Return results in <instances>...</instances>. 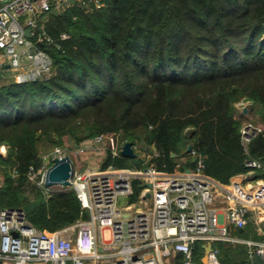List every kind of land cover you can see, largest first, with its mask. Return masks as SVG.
<instances>
[{
	"label": "trees",
	"instance_id": "16d2710c",
	"mask_svg": "<svg viewBox=\"0 0 264 264\" xmlns=\"http://www.w3.org/2000/svg\"><path fill=\"white\" fill-rule=\"evenodd\" d=\"M43 23L54 39L43 45L53 73L7 82L0 69V147L7 150L0 153V209H24L47 232L89 217L73 188L47 194L33 181L44 166L42 135L115 132L121 145L144 139L158 170L173 172L183 156L182 168H195L202 158L204 172L223 183L246 172L247 159L264 164V131L246 150L236 116L242 100L264 109V0H105L100 7L75 1ZM108 165L147 166L111 150ZM133 186L136 199L143 181ZM215 246L228 264L231 248ZM204 252L197 242L195 262Z\"/></svg>",
	"mask_w": 264,
	"mask_h": 264
},
{
	"label": "built area",
	"instance_id": "2783aa9c",
	"mask_svg": "<svg viewBox=\"0 0 264 264\" xmlns=\"http://www.w3.org/2000/svg\"><path fill=\"white\" fill-rule=\"evenodd\" d=\"M75 1L86 7H100L105 2ZM72 3L0 0V69L4 75L12 71L19 82H26L53 73V59L43 45L54 39L47 33L43 18ZM66 38L68 34L62 33L61 39ZM240 131L248 150L264 129L246 122ZM104 138L102 134L90 140L81 152ZM110 140L114 142L113 137ZM121 148L113 146L110 150L119 155ZM47 166L39 171L43 179L40 185L46 183ZM246 167L247 180L229 184L206 174L202 158L195 168L178 165L173 172L160 171L151 161L135 169L108 165L82 171L75 167L69 187L76 191L89 217L47 232L31 223L24 209H0V264H201L194 260L197 242L203 244L204 251L205 245L213 244L205 264H220V249L215 243L221 240L247 243L251 256L258 253L264 264V241L236 239L231 234V228L246 227L253 210L257 209L258 218L264 219L260 214L264 208V177H257L264 164L250 158ZM135 179H141L143 187L132 199ZM2 186L0 180V189ZM148 191L151 200L145 197ZM219 195H223L222 201ZM103 232H108V237L102 236ZM179 255L182 261L177 260Z\"/></svg>",
	"mask_w": 264,
	"mask_h": 264
},
{
	"label": "rangeland",
	"instance_id": "374dc122",
	"mask_svg": "<svg viewBox=\"0 0 264 264\" xmlns=\"http://www.w3.org/2000/svg\"><path fill=\"white\" fill-rule=\"evenodd\" d=\"M8 80L13 79H5V81L7 82ZM14 81H18V79L15 78ZM236 108V116L240 120L242 125L246 122H252L255 125H258L262 127V129H264V109L262 107L258 106L257 104H254L251 101L242 100L237 103ZM103 134L106 135V138H104V143L101 145V148L103 147L104 149L102 148V153L100 154L85 153L84 155L86 156H84L79 153L81 152V148L84 147L90 140H93L96 137L102 135L98 134L87 137L84 136L85 132H82L81 130L77 132V137L71 134H66L62 137H57L55 134L52 137L42 135L38 141L39 151L46 166L49 164L51 159H53V157L64 155L69 156L73 160V162L75 163V167H83V165H85L88 161L91 162L92 166H95V164L104 161L106 155L108 154V151H110V148L115 146L117 149H120L122 147V135L120 133L110 132ZM110 137L114 138L113 143L110 140ZM143 144L144 139L137 140L136 143L133 145V148L137 155L140 158H144L145 163L148 164L150 161L151 154L147 150V146L144 148ZM6 151L7 150L4 146L0 147V153L6 155ZM31 177L33 181L39 183L37 173L35 175L33 174ZM3 178L4 173L2 170V166H0V179ZM58 189L61 188L58 187Z\"/></svg>",
	"mask_w": 264,
	"mask_h": 264
},
{
	"label": "crops",
	"instance_id": "0c3cea01",
	"mask_svg": "<svg viewBox=\"0 0 264 264\" xmlns=\"http://www.w3.org/2000/svg\"><path fill=\"white\" fill-rule=\"evenodd\" d=\"M43 19L46 21L48 19V16L44 17ZM3 76H4L5 79L6 78L15 79L14 74L12 73V71L6 72V74L5 75L3 74ZM103 143H104V141L102 143H92V144L89 145L88 150H86L85 152H79V153H81V155H84L85 153H88V154H90V153L100 154V153H102V148L103 147L101 148V145ZM150 154H148V155H150ZM84 156H86V155H84ZM152 157L153 156L151 154L150 160L152 159ZM105 159H104V161H105ZM142 159H144V158H142ZM52 160L53 159H51V161L49 162L47 167L52 165ZM187 160H188V157H185V156L181 157L180 158V162H179L178 165L183 166L187 162ZM104 161H102L101 163L95 164V166H92L91 162L88 161L85 165H83V167H79L78 166L77 168L82 170V171H86L88 169H93V168H96V167H99V166H103ZM44 165H46V164H44ZM41 169H39L37 171V175L39 176V181L43 180L42 179V175L39 174V171ZM245 178L247 180L246 173L245 172H241V173H238V174L232 176L230 178V180L227 183H224V184H229V183L235 182V181H237V182L238 181H243ZM0 180L3 181L4 178L0 179ZM40 186L45 187L47 194H48V192H51V191L53 192V191L60 190V189H58V187L61 188V189H65L64 187H62L59 184L48 185V184L45 183V184L40 185ZM218 198H219V201H222L223 200L222 199L223 195H219ZM257 213H258L257 209L251 211L250 220H249V223L246 225V227L240 228V229L231 228L232 237H234L236 239L251 240V241H255V242L264 241V219L260 220L258 218ZM260 214L264 216V208L260 209ZM102 236H104V237L107 236L108 237V232H103ZM221 241L223 243L227 244V246L231 248V251H229L228 255L226 254L224 256L226 261L228 260V264H236V262H241V261H243V263L241 262V264H256V262H255V254L256 253L254 254L253 257L251 256L250 246L247 243H245V242H236L235 240H221ZM218 258H219L220 264H224L221 261V259H220L221 258L220 254H219ZM201 264H205V263L201 262Z\"/></svg>",
	"mask_w": 264,
	"mask_h": 264
},
{
	"label": "water",
	"instance_id": "95a60500",
	"mask_svg": "<svg viewBox=\"0 0 264 264\" xmlns=\"http://www.w3.org/2000/svg\"><path fill=\"white\" fill-rule=\"evenodd\" d=\"M75 2V0H73ZM61 11L56 8L52 11L53 14H59ZM28 36H30V31L28 30L26 32ZM154 149H156V146H153ZM192 150V145L188 146V152ZM121 154L130 158H135L137 157V153L135 152L133 148L132 142L128 141L125 142L122 145L121 148ZM175 155V154H173ZM75 172V163L69 156H57L54 157L52 160V165H50L47 169L46 172V184L51 185V184H59L64 188H68L71 185V178L73 177V174ZM148 187H151L150 183H147ZM151 192L148 191L145 194V197L149 200H151ZM213 249V244L208 243L205 245V255L202 258L203 263L208 262V253H210ZM255 262L256 264H262V258L261 256L256 253L255 254Z\"/></svg>",
	"mask_w": 264,
	"mask_h": 264
}]
</instances>
